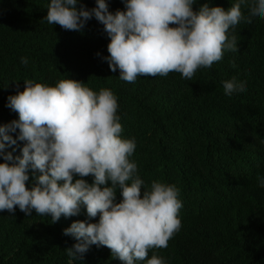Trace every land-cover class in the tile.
Masks as SVG:
<instances>
[{"label":"trees","instance_id":"trees-1","mask_svg":"<svg viewBox=\"0 0 264 264\" xmlns=\"http://www.w3.org/2000/svg\"><path fill=\"white\" fill-rule=\"evenodd\" d=\"M47 2L0 0V124L18 118L5 106L6 98L22 91L26 78L54 84L68 75L94 91L110 89L121 135L135 138L130 160L144 186L159 180L179 190L180 230L166 248L149 249V257L156 252L167 264H264V188L257 186V176H264V20L247 21L246 0L245 19L226 33L235 38L237 51L198 68L192 81L170 72L128 83L103 59L109 38L102 24L93 17L81 31L50 25L44 19ZM80 2L88 8L95 4ZM106 2L109 11L124 8L122 0ZM204 2L196 0L193 9ZM235 2L210 0V5L227 8ZM21 57L28 59L26 65ZM232 77L247 90L228 97L222 81ZM84 179L92 182L91 175ZM14 208V213L0 211V264H68L65 249L75 241L63 229L87 219L83 206L78 215H61L54 223L34 210L25 216ZM73 264L122 262L107 247L92 245Z\"/></svg>","mask_w":264,"mask_h":264},{"label":"clouds","instance_id":"clouds-1","mask_svg":"<svg viewBox=\"0 0 264 264\" xmlns=\"http://www.w3.org/2000/svg\"><path fill=\"white\" fill-rule=\"evenodd\" d=\"M245 2L224 8L205 0L194 10L196 0H122L123 10L112 12L106 0H95L91 8L80 0H48L44 19L81 31L94 17L109 38L103 59L125 82L170 72L192 81L198 68L237 51L235 38L226 33L245 19ZM247 2V21L264 20V0ZM20 62L26 65L28 59ZM23 82V90L9 95L5 105L18 118L0 124V211L14 213L15 206L30 216L34 210L54 223L61 215H78L83 206L87 219L63 229L75 241L65 249L68 264L92 245L107 247L122 264H167L156 252L149 257L148 250L166 248L180 230L179 190L159 180L144 186L130 160L136 141L121 135L113 92L94 91L68 75L54 84ZM222 88L228 97L247 90L235 77L222 81ZM18 141L23 143L14 156ZM89 175L91 183L84 179ZM257 186L264 188V176H257Z\"/></svg>","mask_w":264,"mask_h":264}]
</instances>
